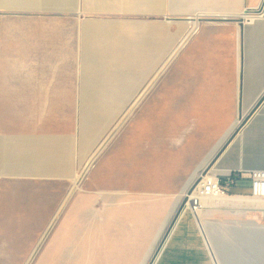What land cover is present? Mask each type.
Listing matches in <instances>:
<instances>
[{"label":"crops","instance_id":"crops-1","mask_svg":"<svg viewBox=\"0 0 264 264\" xmlns=\"http://www.w3.org/2000/svg\"><path fill=\"white\" fill-rule=\"evenodd\" d=\"M45 1L51 3L14 5L0 0V177L11 176L13 169L42 179L72 176L77 159L72 114L131 111L129 105L139 101L141 89L156 76L154 68L139 76L140 54L134 48L154 46L150 25L158 24L148 20L149 25H142L145 21L133 19L131 59L127 53L133 69L125 71L136 76L130 81L122 74L125 53H115L113 40L101 41L107 33L113 38L115 21L120 20L116 16L208 19L185 43L187 34L180 35V50L174 55L177 38L172 25L164 24L166 95H186L183 90L192 80L195 83L190 86L215 97V105L221 96L234 97L236 108L231 109L244 113L264 95V0H147V7L145 0H138L140 7L131 11L119 7L129 0ZM173 86L179 91L171 92ZM123 95L128 97L126 103L117 98ZM31 113L45 115L35 119ZM241 132L213 165V174L264 169V100ZM240 134L244 142L241 162L233 147ZM256 142L258 150L252 148ZM18 153L21 158L13 162V154ZM226 153L228 159L223 160ZM245 182L240 181L234 191L249 195L239 191ZM29 199L34 200V194ZM207 202L198 219L190 208L181 214L155 264H264V231H245L238 219H231L230 211L227 219H215L225 212L216 210L214 200ZM223 222L230 230H225Z\"/></svg>","mask_w":264,"mask_h":264},{"label":"rangeland","instance_id":"rangeland-1","mask_svg":"<svg viewBox=\"0 0 264 264\" xmlns=\"http://www.w3.org/2000/svg\"><path fill=\"white\" fill-rule=\"evenodd\" d=\"M10 1L14 5L51 3ZM137 3L138 0H129L119 7L131 11L140 7ZM81 17L85 18L76 16ZM114 18L120 19L115 21L117 31L113 38L107 33L101 41L113 40L117 45L115 53H125L122 74L130 81L136 76L125 71L133 69L131 60L127 62V53L131 59L134 48L133 19L145 21L142 25H149L148 20L158 24L150 25L155 45L134 48L140 54L139 76L154 68L156 77L141 89L139 101L129 105L131 111L72 114L77 136L72 176L42 179L13 169L11 176L0 177V264H147L194 181L195 171L210 160L241 121L240 112L231 109L236 108L232 104L234 97L221 96L215 105V97L190 86L195 81L189 80V87L183 90L186 95L165 94L169 90L164 85V24L172 25L177 38L173 41L174 55L180 50V35L187 34V41L208 19L194 21L173 15ZM174 91H179V87H171ZM117 98L126 103L128 97ZM31 115L42 119L45 113ZM233 147L241 162L242 134ZM252 148L258 150V142ZM20 158L19 153L13 154L12 161ZM227 159L228 153L223 160ZM244 184L239 191L250 193V181ZM29 194H34L35 199H29ZM236 194L240 195L234 192L230 196ZM208 199L214 200L216 210L225 212L215 219H227L230 211L231 219H238V226L245 231H264V201L249 198V205H231V198L206 197L205 205ZM225 224V230H230Z\"/></svg>","mask_w":264,"mask_h":264},{"label":"built area","instance_id":"built-area-1","mask_svg":"<svg viewBox=\"0 0 264 264\" xmlns=\"http://www.w3.org/2000/svg\"><path fill=\"white\" fill-rule=\"evenodd\" d=\"M209 177H204L199 185L200 194L207 197L223 196L230 197L238 186L239 182L242 180H248L251 183V193L249 195H240L247 198H254L264 201V169H253L249 171H244L242 169H237L225 175V177L219 174H213L212 172ZM197 188V187H196ZM237 195V194H236ZM233 196V195H231ZM192 203L188 204V208L198 217V207L202 206L197 204V199Z\"/></svg>","mask_w":264,"mask_h":264},{"label":"water","instance_id":"water-1","mask_svg":"<svg viewBox=\"0 0 264 264\" xmlns=\"http://www.w3.org/2000/svg\"><path fill=\"white\" fill-rule=\"evenodd\" d=\"M264 100V95L261 97L258 102L255 104L253 109L244 114L243 112H240V119L241 121L239 124L233 129V131L228 135V137L225 139V141L222 143L220 148L215 152V154L210 158V160L206 163V165L203 167V170L201 174L193 181V183L188 188L184 198L182 199L177 211L174 214L173 219L171 220L167 230L165 231L164 235L162 236L161 240L159 241L157 247L155 248L149 262L147 264H155L159 254L161 253V250L170 234V232L173 230L177 220L180 218L181 214L188 208V204L191 202V195L196 189V187L199 185L201 180L204 176H206L208 173L211 172V169L213 165L217 162V160L221 157V155L226 151V149L230 146V144L234 141V139L239 135V133L243 130L247 122L250 120V118L256 113L258 110L261 102ZM198 219V217H197Z\"/></svg>","mask_w":264,"mask_h":264},{"label":"bare ground","instance_id":"bare-ground-1","mask_svg":"<svg viewBox=\"0 0 264 264\" xmlns=\"http://www.w3.org/2000/svg\"><path fill=\"white\" fill-rule=\"evenodd\" d=\"M196 25V24H195ZM188 38V37H187ZM187 38H184V40L182 41L183 43L186 41V39ZM118 127V126H117ZM225 141V140H224ZM221 146V145H220ZM206 165V164H205ZM204 165V166H205ZM204 166H202V167H199L196 171H195V173H194V175H193V177H194V180L201 174V172H202V170H203V167ZM209 176H211V174H207L206 176H204L205 178L206 177H209ZM203 177V178H204ZM193 183V182H192ZM201 183H199V185H200ZM191 185V184H190ZM199 185L197 186V188L194 190V192L192 193V195L190 196L191 197V199H193V201L195 200V199H197V204H201L202 206H199L198 207V211H197V213L198 214H201L202 215V209H203V207L205 206V203H206V197L207 196H205V195H201L200 194V189H199ZM215 198H217V199H221V198H225V200L227 199V198H231L228 202L231 204V205H246V204H251V201L249 200V198H247V197H245V196H240V195H236V196H230V197H223V196H214ZM222 202H226L227 204H228V202L227 201H222ZM245 207V206H244Z\"/></svg>","mask_w":264,"mask_h":264}]
</instances>
